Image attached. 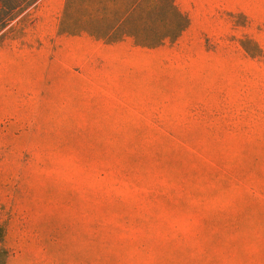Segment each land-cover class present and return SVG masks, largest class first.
<instances>
[{
	"label": "rangeland",
	"instance_id": "374dc122",
	"mask_svg": "<svg viewBox=\"0 0 264 264\" xmlns=\"http://www.w3.org/2000/svg\"><path fill=\"white\" fill-rule=\"evenodd\" d=\"M86 4L0 12L4 264H264V0H175L156 46Z\"/></svg>",
	"mask_w": 264,
	"mask_h": 264
},
{
	"label": "trees",
	"instance_id": "16d2710c",
	"mask_svg": "<svg viewBox=\"0 0 264 264\" xmlns=\"http://www.w3.org/2000/svg\"><path fill=\"white\" fill-rule=\"evenodd\" d=\"M27 1L30 0H0V12L6 17L12 16L20 12L23 8L19 6ZM141 1L142 0L132 1L128 8L124 6L116 21L111 23L110 21L106 22L108 19L102 16L106 11V6L101 0H87L84 9L92 14V16L87 17L89 21L98 22V19L103 21V24H100L103 27V32L99 31L98 27L93 24L89 33L97 38H103L104 36H111L115 29L122 28L123 31L121 35L123 36H130L136 39L138 36H144L143 39L147 42L146 44L144 43L146 46H156L161 44L164 40L176 39L185 28L187 19L176 7L175 0H163L165 7L161 10V13H157L155 16L151 17L145 16L143 11L142 13L140 12ZM95 14H97V16H95ZM99 14H101V17ZM9 19L11 18H8V20ZM104 21L106 23L105 26ZM147 22L154 23L155 27L145 32L142 25ZM134 23H136L135 26L133 25ZM2 242L3 231L0 230V253H4ZM0 264H4V254L3 257H0Z\"/></svg>",
	"mask_w": 264,
	"mask_h": 264
}]
</instances>
